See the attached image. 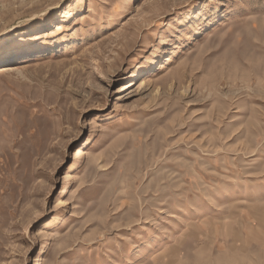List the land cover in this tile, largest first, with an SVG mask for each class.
<instances>
[{"label": "rangeland", "instance_id": "374dc122", "mask_svg": "<svg viewBox=\"0 0 264 264\" xmlns=\"http://www.w3.org/2000/svg\"><path fill=\"white\" fill-rule=\"evenodd\" d=\"M2 65L0 264H264V0H0Z\"/></svg>", "mask_w": 264, "mask_h": 264}, {"label": "bare ground", "instance_id": "6f19581e", "mask_svg": "<svg viewBox=\"0 0 264 264\" xmlns=\"http://www.w3.org/2000/svg\"><path fill=\"white\" fill-rule=\"evenodd\" d=\"M11 68H9V65H2L0 66V74H4L6 72H8ZM143 84H146V81H143ZM81 149L79 148L77 153H76V157H78L81 153Z\"/></svg>", "mask_w": 264, "mask_h": 264}]
</instances>
